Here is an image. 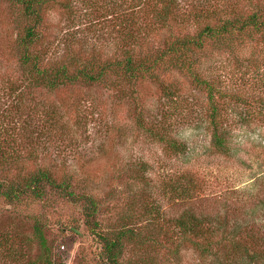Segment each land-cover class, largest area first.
Masks as SVG:
<instances>
[{
	"label": "rangeland",
	"instance_id": "obj_1",
	"mask_svg": "<svg viewBox=\"0 0 264 264\" xmlns=\"http://www.w3.org/2000/svg\"><path fill=\"white\" fill-rule=\"evenodd\" d=\"M42 1V40L35 50L46 62L70 45L83 59L93 56L99 64V51L107 58L121 49L146 51L166 34L156 30L158 34L134 46L117 33L123 22L115 12L133 13L143 27L154 21L149 6L137 8L140 0ZM177 1L185 9L198 2ZM211 1L252 9L250 1L257 0ZM30 25L15 4H0V164L9 166L3 173L20 176L46 169L59 179L69 178L77 194L96 200L105 231L121 228L126 214L137 216L144 226L149 221L142 215L145 207L156 210L160 227H173L176 218L195 213L223 225L216 241L242 225L254 230L261 239L260 249L264 247V212L251 216L258 197L264 196V119L246 121L247 107L236 101L241 94L249 104L254 103L252 96L264 100V38L237 47L238 55L251 59L248 65L211 46L201 56L198 72L216 77L224 90L237 94L236 99L225 98L234 104L225 109L219 127L228 139V150L220 153L207 121V93L172 68L160 71L158 79L145 76L134 85L111 77L102 84L57 92L29 86L20 67L18 44ZM162 137L178 141L184 151L175 152ZM83 208L58 194L16 206L0 199V264H29L39 258L36 224L62 264H102L101 244L86 226ZM181 239L175 231L173 245L131 251L126 260L216 264Z\"/></svg>",
	"mask_w": 264,
	"mask_h": 264
},
{
	"label": "trees",
	"instance_id": "obj_2",
	"mask_svg": "<svg viewBox=\"0 0 264 264\" xmlns=\"http://www.w3.org/2000/svg\"><path fill=\"white\" fill-rule=\"evenodd\" d=\"M4 2L15 4L31 20V25L18 44L20 67L29 86L57 92L76 85L102 84L111 77L120 78L121 84L125 82L134 85V82L145 76L156 78L160 71L166 72L172 68L188 75L199 90L207 93V121L213 128V145L220 153L228 150V139L224 133L219 132V127L222 128L225 109L234 104L227 103L225 98L228 96L230 100L236 99L237 94L231 95L224 90L222 82L216 77L204 76L198 72L201 67L200 59L211 46L234 56L241 63L250 64L251 59L241 57L236 49L240 44L254 41L259 36L264 38V0L250 1L253 3L252 9H244L233 3L213 5L214 1L211 0L191 2L189 9H185L177 0H140L137 8L149 6V15H152L154 21L143 27L138 19H134L133 13L115 12L123 22L120 25L122 30L119 27L117 33L122 35L125 42H132L134 46L147 40L146 36L150 37L158 34L157 32L165 31L164 39L156 45H149L146 51L136 48L121 49L111 58L99 51V64H96L93 56L83 59L76 48L70 45L59 57L46 62L40 52L35 50L42 40L40 27L44 2L0 0V4ZM177 28L183 30L177 32ZM143 33L145 36L142 38ZM243 96L245 95L241 94L236 101L247 107L246 121L264 119V100L252 96L254 103L249 104V100L241 98ZM140 122L139 126H143L142 120ZM161 140L167 142L177 153L184 151L178 141L164 137ZM8 169L9 166L0 164V199L9 205L16 206L30 199L44 201L51 194H58L61 199L84 205L85 224L101 244L102 264H144L142 258H134L128 262L126 255L131 251L139 252L152 247L162 249L168 244L173 245L175 231H178L183 243L201 256L213 258L216 264H264V247L260 249L261 246L258 245L261 239L248 227L238 225L237 230L235 228L233 232L224 233L227 236L216 241L223 225H215L213 218L185 213L174 220L173 227L163 228L155 222L156 210L144 207L142 215L149 219L144 226L137 216L126 214L121 228L112 226L105 231L102 229L101 211L96 200L87 194H77L69 178L59 179L56 173L46 169H38L28 175L8 176L3 173L4 170L8 172ZM139 194L140 192L136 197ZM142 194L145 197L144 191ZM258 198L251 216H255L260 210L264 212V196ZM220 226L221 229L218 228ZM34 237L40 243L41 255L29 264H62L52 254L39 224L34 226Z\"/></svg>",
	"mask_w": 264,
	"mask_h": 264
}]
</instances>
